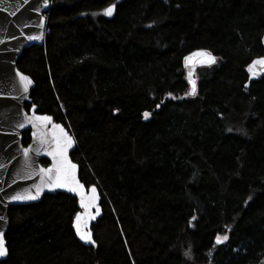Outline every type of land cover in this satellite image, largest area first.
<instances>
[{"label":"trees","instance_id":"trees-1","mask_svg":"<svg viewBox=\"0 0 264 264\" xmlns=\"http://www.w3.org/2000/svg\"><path fill=\"white\" fill-rule=\"evenodd\" d=\"M47 25L18 63L36 84L26 109L74 136L102 196L98 247L77 239V199L49 194L10 208L0 264H264V78L248 72L264 0H52ZM196 50L218 63L191 96Z\"/></svg>","mask_w":264,"mask_h":264},{"label":"water","instance_id":"water-1","mask_svg":"<svg viewBox=\"0 0 264 264\" xmlns=\"http://www.w3.org/2000/svg\"><path fill=\"white\" fill-rule=\"evenodd\" d=\"M51 5L52 0H0V232L4 234L3 238L7 249V254L0 257V261H5L9 256L6 235L10 227L9 211L13 206L39 203L45 195L49 194L70 195L77 199L79 208L77 215L82 214L84 216L83 230L90 232L94 241L93 227L104 215L99 188L96 185L87 187L83 183L80 177V165L72 158V154L77 148L74 136L62 122L55 121L54 117L49 114L40 113L38 106L33 105L29 110L26 109V105L33 103L31 96L36 84L29 75L18 68V63L26 50L45 44L48 27L47 15ZM109 7L114 8L113 14L107 16L111 19L116 14L117 7L116 5ZM32 36L38 38L29 39ZM201 52L210 53L214 56L215 63L209 64L205 57L196 55ZM189 57L191 60L187 59ZM260 58H264V56ZM217 63V56L206 50H196L186 56L184 66L186 79L190 85L189 93L192 88L190 80L195 81L197 89V71ZM249 75L250 81L260 80L264 78V69L257 65L252 73L249 72ZM21 76L27 77L31 83L21 81ZM25 85H27V91H25ZM36 117H50L51 120L50 122L37 120ZM21 124L24 126L21 127ZM56 125L61 126L74 141L72 147L68 149L67 156L68 160L77 166L76 179L84 186L83 189L78 192H70L65 187L49 188L44 185L41 187L37 199L14 200L13 197L17 195H36L37 186L41 185V169L54 168V161L49 153L54 151L56 147L55 137L61 135L59 129L55 127ZM27 131H30L31 141L29 145L25 146L23 134ZM42 139L44 143H41ZM25 151L28 152L27 157ZM43 160L48 161V165H44ZM92 187L97 190L96 200L89 212L85 213V209L80 206L81 194L87 200L92 195ZM97 209L99 210L98 214ZM76 216L73 221L75 234ZM77 239L86 247H98L96 241L93 245L80 240L79 236Z\"/></svg>","mask_w":264,"mask_h":264},{"label":"snow or ice","instance_id":"snow-or-ice-1","mask_svg":"<svg viewBox=\"0 0 264 264\" xmlns=\"http://www.w3.org/2000/svg\"><path fill=\"white\" fill-rule=\"evenodd\" d=\"M46 6V5H45ZM113 7H109L104 11V15L106 16H111L113 14ZM38 37L32 36L29 37V39H37ZM196 55L205 57L207 62L209 64L215 63V57L212 56L210 53L206 52H201L197 53ZM188 60H191V57L187 58ZM187 62V61H186ZM259 65L262 69H264V58H258L257 60L253 61L252 64L249 66V72L252 73L253 69L256 68V66ZM191 73V68L189 69ZM21 81H27V83H31V81L28 80L27 77L21 76L20 77ZM190 83L192 85L191 92L189 93L190 95H195L196 94V84L194 80H190ZM25 91H27V85H25ZM145 117H147L149 114L145 113ZM35 119L37 120H44L50 122L51 118L50 117H36ZM21 127L24 125L21 124ZM35 126V125H34ZM57 129H59V132L61 135L55 137V144L56 147L54 151L49 153L52 155L53 161H54V168H49L47 170L41 169L42 173V178H41V185L37 186V191L36 195H17L13 197L14 200H35L39 197L41 187L44 185H47L49 188H54V187H65L67 188L68 191L70 192H78L83 189V185L79 183V181L76 179V165L72 164L68 160V149L72 147L74 141L71 136H68L65 132L64 129L56 125L55 126ZM231 131V129L229 130ZM41 143H44V140H41ZM28 152L25 151V156L27 157ZM96 188L92 187L91 188V193L92 195L86 200L84 195L81 194V204L80 206L85 209V213H88L89 210L94 206V202L96 200ZM99 213V210L97 209V214ZM94 218V217H90ZM84 216L82 214H78L76 216V222H75V229H76V234L79 236L80 240L84 241L85 243L88 244H95V241L92 239L91 233L83 230L84 228ZM4 234L0 232V257H3L7 254V249L5 247V240H4ZM228 240V236L225 235L223 237L218 236L216 239V243L220 244L223 241Z\"/></svg>","mask_w":264,"mask_h":264},{"label":"rangeland","instance_id":"rangeland-1","mask_svg":"<svg viewBox=\"0 0 264 264\" xmlns=\"http://www.w3.org/2000/svg\"><path fill=\"white\" fill-rule=\"evenodd\" d=\"M148 117H149V115L146 118H148Z\"/></svg>","mask_w":264,"mask_h":264}]
</instances>
